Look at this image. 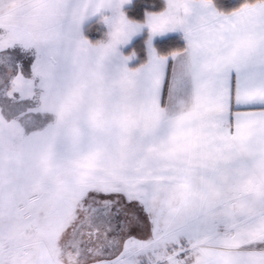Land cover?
I'll use <instances>...</instances> for the list:
<instances>
[{"label":"snow or ice","instance_id":"6c2138e0","mask_svg":"<svg viewBox=\"0 0 264 264\" xmlns=\"http://www.w3.org/2000/svg\"><path fill=\"white\" fill-rule=\"evenodd\" d=\"M0 264H264V0H0Z\"/></svg>","mask_w":264,"mask_h":264}]
</instances>
